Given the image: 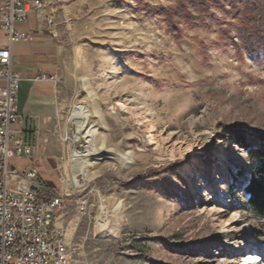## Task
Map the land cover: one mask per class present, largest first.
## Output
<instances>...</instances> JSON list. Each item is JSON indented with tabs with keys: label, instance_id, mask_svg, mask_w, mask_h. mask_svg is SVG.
<instances>
[{
	"label": "rangeland",
	"instance_id": "obj_1",
	"mask_svg": "<svg viewBox=\"0 0 264 264\" xmlns=\"http://www.w3.org/2000/svg\"><path fill=\"white\" fill-rule=\"evenodd\" d=\"M140 1L175 7L173 0L62 1L60 41L70 59L60 84L68 101L55 161L46 182L36 179L61 198L51 225L71 264H264V219L244 192L247 149L221 136L224 125H237L249 144L263 145L252 133L264 132V62L243 51L227 0L212 3L197 25L181 22L179 39ZM85 81L104 114L94 115L93 128L133 159L91 158L77 187L68 118Z\"/></svg>",
	"mask_w": 264,
	"mask_h": 264
},
{
	"label": "built area",
	"instance_id": "obj_2",
	"mask_svg": "<svg viewBox=\"0 0 264 264\" xmlns=\"http://www.w3.org/2000/svg\"><path fill=\"white\" fill-rule=\"evenodd\" d=\"M43 5L42 0L0 2V31L9 42L8 47L0 48V76L5 80L0 87V264H71L62 233L51 225L61 198H40L44 186L36 180L37 168L24 173L10 168L12 159L30 156L33 151L14 128L20 117V76L11 68V47L30 36L17 31L15 23L25 21L33 8ZM35 80L56 83L57 77L41 74Z\"/></svg>",
	"mask_w": 264,
	"mask_h": 264
},
{
	"label": "crops",
	"instance_id": "obj_3",
	"mask_svg": "<svg viewBox=\"0 0 264 264\" xmlns=\"http://www.w3.org/2000/svg\"><path fill=\"white\" fill-rule=\"evenodd\" d=\"M42 1L43 7L33 8L25 21L15 23L17 31L27 32L30 36L14 42L11 47V68L20 76V117L14 128L33 151L30 156L12 159L10 166L16 172L21 165L22 172L37 167L40 181L46 182L49 159L55 161L59 133L64 127L68 96L60 82L70 57H67L65 44L60 41V36L64 35L62 19L67 16L63 0ZM8 46L5 33L0 31V48ZM73 50L74 60L78 61L81 47L75 46ZM41 74L54 75L57 82L36 81ZM4 84V77L0 76V87Z\"/></svg>",
	"mask_w": 264,
	"mask_h": 264
},
{
	"label": "trees",
	"instance_id": "obj_4",
	"mask_svg": "<svg viewBox=\"0 0 264 264\" xmlns=\"http://www.w3.org/2000/svg\"><path fill=\"white\" fill-rule=\"evenodd\" d=\"M175 7H165L162 5L152 6L147 2L140 1L143 9L147 13L157 12L168 22V29L179 39L180 26L197 25L205 20L204 14L209 10L210 5L223 6L220 0H173ZM240 21L236 28V35L239 38L243 51L248 53L254 60L264 62V0H227ZM198 13L193 14L192 10ZM206 24V23H205ZM231 39L233 36L230 37ZM241 55L243 51L239 49ZM257 138L261 139L263 145L255 148L249 144L243 128L237 125H224L221 136L224 142L230 144L232 140L239 142L247 149L250 160V174L244 185V192L248 196V205L253 213L264 219V132H253ZM146 174H150V170ZM51 190L45 186L39 195L41 199L51 196Z\"/></svg>",
	"mask_w": 264,
	"mask_h": 264
},
{
	"label": "bare ground",
	"instance_id": "obj_5",
	"mask_svg": "<svg viewBox=\"0 0 264 264\" xmlns=\"http://www.w3.org/2000/svg\"><path fill=\"white\" fill-rule=\"evenodd\" d=\"M83 86L85 88V91L87 90V92H85L86 95H79L80 102L74 105L72 112L68 118V124H74V127H76L75 133L73 132L74 135L71 138L73 146L68 159L69 161L72 160L74 163L73 169L75 173H73V177L74 184L77 187L80 186L79 174H87L88 169L91 165V158H96L98 160L101 158L104 159L105 157H110L122 164H127L133 159L132 152L124 153L117 146L115 147V149H112L110 140H106L105 135L93 128L92 119L94 115H98L99 118H103L104 114L99 108L98 102L94 98L95 95L93 91L88 90L89 87L87 81L84 82ZM120 106L123 110H125V103H121ZM188 123L191 126L195 125L197 123V118L192 117L188 119ZM153 126L154 125L151 124L150 128L152 129ZM149 138L154 140L155 135L151 133ZM210 173L211 171L209 170L206 174H204V176H202V178H200V180H202V183H205L207 181ZM108 214L109 213L106 206H102L101 214L99 217V225L101 227L106 226Z\"/></svg>",
	"mask_w": 264,
	"mask_h": 264
},
{
	"label": "water",
	"instance_id": "obj_6",
	"mask_svg": "<svg viewBox=\"0 0 264 264\" xmlns=\"http://www.w3.org/2000/svg\"><path fill=\"white\" fill-rule=\"evenodd\" d=\"M31 188L34 189V190H37V186L36 185H33Z\"/></svg>",
	"mask_w": 264,
	"mask_h": 264
}]
</instances>
